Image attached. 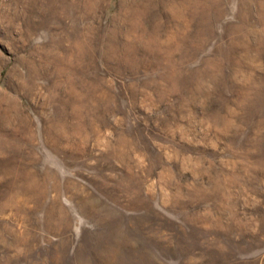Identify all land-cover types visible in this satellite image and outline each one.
Segmentation results:
<instances>
[{"label":"rangeland","instance_id":"rangeland-1","mask_svg":"<svg viewBox=\"0 0 264 264\" xmlns=\"http://www.w3.org/2000/svg\"><path fill=\"white\" fill-rule=\"evenodd\" d=\"M0 264H264V0H0Z\"/></svg>","mask_w":264,"mask_h":264},{"label":"bare ground","instance_id":"bare-ground-1","mask_svg":"<svg viewBox=\"0 0 264 264\" xmlns=\"http://www.w3.org/2000/svg\"><path fill=\"white\" fill-rule=\"evenodd\" d=\"M8 90H6L5 92H7ZM126 241V240H125ZM126 243V242H125ZM115 252V251H114ZM119 257V256H118Z\"/></svg>","mask_w":264,"mask_h":264}]
</instances>
